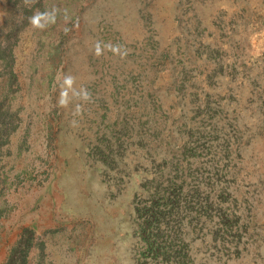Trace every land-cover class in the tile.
Segmentation results:
<instances>
[{
  "label": "rangeland",
  "instance_id": "rangeland-1",
  "mask_svg": "<svg viewBox=\"0 0 264 264\" xmlns=\"http://www.w3.org/2000/svg\"><path fill=\"white\" fill-rule=\"evenodd\" d=\"M51 2L54 22L10 38L9 83L0 53L18 115L0 135V264L20 239L26 264H158L140 226L172 184L207 199L183 224L189 264H264V0Z\"/></svg>",
  "mask_w": 264,
  "mask_h": 264
},
{
  "label": "trees",
  "instance_id": "trees-1",
  "mask_svg": "<svg viewBox=\"0 0 264 264\" xmlns=\"http://www.w3.org/2000/svg\"><path fill=\"white\" fill-rule=\"evenodd\" d=\"M33 1L14 0V3L11 4L12 1L10 0V4L13 6L12 11L16 15L13 17L12 26L1 40V42H4L5 47L4 49L0 47V53L4 55L9 53L12 58L6 60L5 64V67L9 69V74L12 71L14 60L10 38H15V35L17 36V33L21 30V26L28 23L37 13H44L46 11L51 13L53 11L51 0H41L42 6L39 8V12L37 10L33 12L35 7ZM9 15L11 16L12 14ZM48 22L49 20H46V25ZM21 23L23 24L19 25ZM31 26L34 25L31 24ZM35 27L36 29L38 28L37 26ZM49 28L51 27L46 26V29L42 30L44 33L39 34L40 39L46 38ZM5 48H9L10 52H7ZM12 76L14 75L10 74L5 83L11 82ZM17 116L13 115L7 108L3 109L0 107V135L11 133L10 129L11 127H15L14 123L18 118ZM221 199H223L222 196H220L219 204L226 201ZM157 200V202L154 201L150 206L149 211L146 212V218L141 222L140 235L145 242V249L142 251L141 257L143 259L151 258L158 262V264H189L191 250L185 236L182 235L183 224L186 223L189 226L199 219L195 218L197 213L198 215L205 214V210L207 211L208 209L206 205L207 199L200 198L195 190L187 191L182 186L172 184L166 193L160 194ZM4 205L3 203L0 204V216L3 215L1 214L3 211L7 210ZM217 211V230L214 232L222 231L230 234L235 228L234 222H236V218L235 221L231 220L226 210L221 206L218 207ZM28 244L29 240L23 241L20 239L18 244L11 248V253L6 264H26L27 258L25 255L28 253Z\"/></svg>",
  "mask_w": 264,
  "mask_h": 264
},
{
  "label": "clouds",
  "instance_id": "clouds-1",
  "mask_svg": "<svg viewBox=\"0 0 264 264\" xmlns=\"http://www.w3.org/2000/svg\"><path fill=\"white\" fill-rule=\"evenodd\" d=\"M44 18H48L50 19L52 22H54L55 20V15H54V11L53 13H37L36 15H34L32 18H31V23L34 25V26H37V27H41L43 28L44 25L40 23V21ZM114 51L115 50H118L116 48L113 49ZM96 51H97V54L100 53L101 49H100V45L98 44L97 45V48H96ZM65 83L67 84H71V78H68L66 79Z\"/></svg>",
  "mask_w": 264,
  "mask_h": 264
}]
</instances>
